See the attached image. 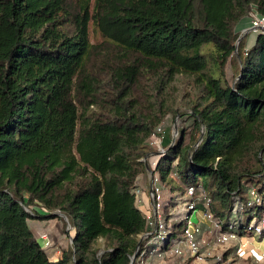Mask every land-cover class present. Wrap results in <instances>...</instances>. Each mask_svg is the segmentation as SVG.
Here are the masks:
<instances>
[{
  "label": "trees",
  "instance_id": "1",
  "mask_svg": "<svg viewBox=\"0 0 264 264\" xmlns=\"http://www.w3.org/2000/svg\"><path fill=\"white\" fill-rule=\"evenodd\" d=\"M251 5L264 15V0H0V264H129L139 158L182 107L162 180L200 184L242 232L229 214L263 208L239 206L246 184L264 196V32L246 47L236 31ZM29 217L67 225L57 259Z\"/></svg>",
  "mask_w": 264,
  "mask_h": 264
},
{
  "label": "built area",
  "instance_id": "2",
  "mask_svg": "<svg viewBox=\"0 0 264 264\" xmlns=\"http://www.w3.org/2000/svg\"><path fill=\"white\" fill-rule=\"evenodd\" d=\"M247 19L248 27L243 31L264 32V15L254 5L250 6ZM165 134L163 126H156L149 137V145L153 150L140 158L147 166L148 184L145 190L138 185L133 189L135 202L146 206L141 211L145 227L137 235L139 244L134 252L133 264H264V248L258 251L251 249L245 258L237 254V250L246 245L240 241L244 231L247 230L249 238L264 240V196L255 183L246 184L244 198L239 206L263 208L259 213L260 218L254 223L248 222L242 232H238L230 222L224 224L213 214L211 197L200 184L187 185L183 192H170L168 198L165 197L162 177L158 175L159 161L165 153L162 146ZM260 158L264 164V152ZM143 193L148 194V204L147 198L145 201L142 198ZM171 198L175 201L174 205L171 204L172 200L169 201ZM166 206L169 212L163 218ZM192 214L196 215L197 221H192ZM171 217L175 220L170 221ZM181 221H184V228L182 234H179L178 225L174 224ZM204 229L211 235L205 237ZM38 238L42 247L51 246L52 242L46 234H40Z\"/></svg>",
  "mask_w": 264,
  "mask_h": 264
},
{
  "label": "rangeland",
  "instance_id": "3",
  "mask_svg": "<svg viewBox=\"0 0 264 264\" xmlns=\"http://www.w3.org/2000/svg\"><path fill=\"white\" fill-rule=\"evenodd\" d=\"M247 22H248V19L245 18V20L239 22L236 25V31L239 33L238 39L241 36H243L242 34L246 33L245 39H244L245 43H246V47L253 43V40H254L256 34L258 33L257 31H253V30L243 31V29H246L248 27ZM88 30H89V38H90V41L92 43H99V42H101L103 40V38L100 35L99 31L96 29V27L94 26V24L91 21L89 22ZM175 84H176V87H177V90H176L177 95H181V92H183V91L184 92L187 91L188 94L191 93L192 87L187 81L182 83L179 80H177L175 82ZM185 111L186 110L182 107L181 108L182 114H175V115H171L170 116V118H172V120L170 122L171 127L170 128L169 127H167V128L165 127V133L166 134L173 132L175 138H177L179 136L180 132L185 131V134L187 135V133H188V131L190 129L191 120H190V118H188L187 114H183V112H185ZM173 129H174V131H173ZM151 150H153V148ZM139 160H140V158H139ZM160 161H161L160 164H159V170L160 171L158 172V175L162 176V174L164 173V171L166 169L167 164H166V162L164 160H162V157L160 158ZM143 164L145 166V169L142 172V174H140V176H139L138 186H139L140 189L145 190L146 186L148 184V170H147L146 164L144 162H143ZM162 184H163L164 195L167 198H168V195H169L170 192L177 191V192L181 193V192H183L185 190V185L180 182L178 176L175 174L174 171H171L169 173V175L167 176V179L165 181L162 180ZM177 194L178 193H175V196L179 197ZM145 196L147 198V204H148V194L145 193ZM171 200H172V198L169 199V201H171ZM171 204L174 205L175 201L172 200ZM136 205H137V207H138L140 212L143 209L146 208V206L142 205L141 203H137L136 202ZM168 212H169V208H168V206H166V210H165V212L163 214V218H165L166 215H168ZM185 215H186V213L184 214V216ZM184 216H183V218H184ZM249 216H250V213H248V212L244 213V212L233 211V212H231L229 214L228 217H229L230 220H233L236 224H240V223L244 224V223H247V222L254 223L260 218V214L258 212H255L254 210L252 211L251 218L249 220H247ZM191 219L194 222L197 221L196 215L192 214ZM172 220H175V219L173 217H171L170 221H172ZM58 223H60V226H59V228L56 229L55 227H57V226H55V225L57 224V222L55 223L54 220H45V219L30 218V217L27 218V224H28L29 228L32 230V232L34 233L35 237L37 238V240L39 242H40V239L38 238V235L39 234H43V233L38 232V231L44 225L46 227H48V229L51 230L50 234L52 236L50 237L49 236L50 234H48L49 239L53 238V237H55L57 239V236H55L57 231L60 234L59 236H61V234L63 235L62 230H63V232H65V228H66L67 225L62 224L60 221ZM183 228H184V221H181L178 224L177 232L179 234H182ZM55 230H57V231H55ZM37 233H39V234H37ZM73 233H74V230L72 228H70L69 234L72 236ZM203 235L205 237H208L211 234L209 233V231L204 229V234ZM65 239L67 241V238H65ZM138 239H139V236H136V240H138ZM240 241H241V243H246V245L243 248L240 247L237 250V254H238L239 257H244L245 258L248 255V252L251 249H255L256 251H258L259 249L264 248V240H259L258 237H252V238L247 237V230L244 231L241 234ZM105 245H106L105 240H103L102 238H98L97 239L96 248L98 249V253H101L104 250ZM133 262H134V258H133ZM239 264H243V263L240 262Z\"/></svg>",
  "mask_w": 264,
  "mask_h": 264
},
{
  "label": "crops",
  "instance_id": "4",
  "mask_svg": "<svg viewBox=\"0 0 264 264\" xmlns=\"http://www.w3.org/2000/svg\"><path fill=\"white\" fill-rule=\"evenodd\" d=\"M145 197L146 196L143 193L142 194V198H143L144 201H145ZM49 220H54L55 223L57 222V224L55 225L57 227H55V228L56 229L59 228L60 223H58L59 222L58 219H49ZM55 231H57V230H55ZM38 232L44 233V234H46L48 236V234L51 233V230L48 229V227H46L44 225L43 227H41V229ZM37 234H39V233H37ZM59 235L60 234L57 231V233L55 234V236H57V239L55 237L50 238L51 240H53L52 243H54V245L52 247L50 246L51 248H49V255H50L51 259H54V260L57 259L61 255V247L64 246V244L66 242L64 234L63 235L61 234V236H59ZM49 236L51 237L52 235L50 234Z\"/></svg>",
  "mask_w": 264,
  "mask_h": 264
},
{
  "label": "water",
  "instance_id": "5",
  "mask_svg": "<svg viewBox=\"0 0 264 264\" xmlns=\"http://www.w3.org/2000/svg\"><path fill=\"white\" fill-rule=\"evenodd\" d=\"M64 218H65V216H64ZM133 258H134V254L131 255L129 264H133Z\"/></svg>",
  "mask_w": 264,
  "mask_h": 264
}]
</instances>
